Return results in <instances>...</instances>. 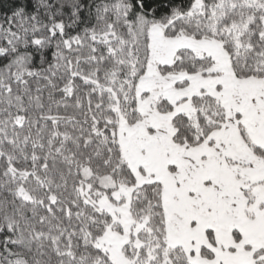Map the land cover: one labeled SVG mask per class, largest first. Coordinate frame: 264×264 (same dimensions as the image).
I'll return each instance as SVG.
<instances>
[{"label":"snow or ice","instance_id":"obj_1","mask_svg":"<svg viewBox=\"0 0 264 264\" xmlns=\"http://www.w3.org/2000/svg\"><path fill=\"white\" fill-rule=\"evenodd\" d=\"M0 264H264V0H0Z\"/></svg>","mask_w":264,"mask_h":264}]
</instances>
